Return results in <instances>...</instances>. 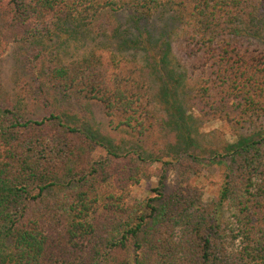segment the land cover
Masks as SVG:
<instances>
[{"label": "trees", "instance_id": "obj_1", "mask_svg": "<svg viewBox=\"0 0 264 264\" xmlns=\"http://www.w3.org/2000/svg\"><path fill=\"white\" fill-rule=\"evenodd\" d=\"M121 10L178 19L174 65L164 39L143 62L112 45L60 57L64 33L116 44ZM11 48L0 264H264V0H0V57ZM213 121L236 140L200 132ZM189 140L214 149L195 168L222 165L217 198L190 180L168 189L161 167L154 195L129 204Z\"/></svg>", "mask_w": 264, "mask_h": 264}, {"label": "rangeland", "instance_id": "obj_2", "mask_svg": "<svg viewBox=\"0 0 264 264\" xmlns=\"http://www.w3.org/2000/svg\"><path fill=\"white\" fill-rule=\"evenodd\" d=\"M133 11L121 10L118 12L123 29L125 31L124 37L119 41H111L106 37H94L88 33L78 32L62 35L63 42L59 44L57 51L63 60H76L88 56L93 51L107 48L112 45L115 52H119L129 58L135 59L138 62H143L146 57V50L151 49L150 46L161 49L163 43L172 44V50L169 51L170 65H174V57L176 56L174 50V42L176 35L180 31V24L178 19L173 15L168 16H148L139 17V23L134 20ZM56 39L50 45L56 43ZM156 53V52H155ZM158 56V53H156ZM16 67V50L11 48L8 52L0 57V83L6 88H11L13 84V76ZM161 68V66H159ZM159 68V69H160ZM186 76L182 79L185 84ZM182 85V86H183ZM179 90V91H178ZM179 87L176 91L180 92ZM171 98L172 95L169 94ZM197 117L195 112H186L185 118L191 125ZM213 129H221L225 132L227 139L230 142L236 140L233 132L222 122L213 121L200 126V132H208ZM214 149H209L196 140H189L177 150L176 156L171 163L163 165L162 162H155L151 167V174L144 177L138 184L131 187L127 202L130 204L134 201H145L154 195L153 189L159 182V174L156 169L166 167L168 169L167 188L172 189L181 183L183 180H190L192 183L200 185L204 190V197L206 201H211L217 198L219 189L222 185V165L215 163L210 169L195 168L191 161L193 155H198L201 159L214 158ZM100 154V152L98 151Z\"/></svg>", "mask_w": 264, "mask_h": 264}]
</instances>
